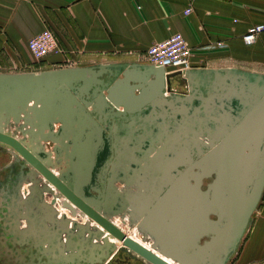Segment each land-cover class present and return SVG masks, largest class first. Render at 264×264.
<instances>
[{
  "label": "water",
  "instance_id": "1",
  "mask_svg": "<svg viewBox=\"0 0 264 264\" xmlns=\"http://www.w3.org/2000/svg\"><path fill=\"white\" fill-rule=\"evenodd\" d=\"M143 70L0 74V151L18 166L7 165L10 175L0 180V251L55 264L50 250L69 252L77 239V255L86 250L87 264H102L116 248L110 236L126 253L169 264L113 224L112 215L128 207L147 213L154 249L165 236L175 262L226 264L237 251L264 197V76ZM172 83H184L183 95L172 93ZM149 101L150 111H139ZM25 177L30 190L21 198ZM117 182L140 185L152 197L123 194ZM50 185L65 208L88 219L84 224L54 219L51 205L38 204L53 192Z\"/></svg>",
  "mask_w": 264,
  "mask_h": 264
},
{
  "label": "crops",
  "instance_id": "2",
  "mask_svg": "<svg viewBox=\"0 0 264 264\" xmlns=\"http://www.w3.org/2000/svg\"><path fill=\"white\" fill-rule=\"evenodd\" d=\"M255 25H264V0H0V74L98 66L141 73L154 67L146 50L180 34L192 52L188 70L238 69L264 76V32L252 45L242 40ZM44 30L53 33L61 53L35 61L27 42ZM153 80L150 75L146 82ZM171 86L183 91L184 83ZM150 103L139 111H150ZM76 242L65 254L61 248L48 255L55 264L68 257L64 264H87L90 256L86 250L77 255ZM3 250L0 264H28L25 256H17L20 263ZM231 260L264 264V197Z\"/></svg>",
  "mask_w": 264,
  "mask_h": 264
},
{
  "label": "built area",
  "instance_id": "3",
  "mask_svg": "<svg viewBox=\"0 0 264 264\" xmlns=\"http://www.w3.org/2000/svg\"><path fill=\"white\" fill-rule=\"evenodd\" d=\"M191 12L192 9L189 7L184 10V15L188 16ZM262 32H264V25L250 27L242 38L244 44L248 46L252 45ZM27 49L35 61H41L49 55L61 53L55 36L49 30H44L40 34L31 38L27 42ZM191 54L190 47L180 34H173L165 41L153 44L145 53L148 62L156 67L164 68L165 71L169 70L168 72L166 71L167 73H183L190 69ZM172 90L174 89L172 88ZM168 94V92H165V96ZM21 192H23V189ZM46 196L48 197V194H46ZM48 199L50 204H52L51 199L54 198L48 197ZM52 205L57 210L58 207L56 208V201Z\"/></svg>",
  "mask_w": 264,
  "mask_h": 264
},
{
  "label": "rangeland",
  "instance_id": "4",
  "mask_svg": "<svg viewBox=\"0 0 264 264\" xmlns=\"http://www.w3.org/2000/svg\"><path fill=\"white\" fill-rule=\"evenodd\" d=\"M180 89V88H179ZM181 90H184V87H181ZM0 157H2L1 163H0V171L7 165L11 164L15 159L14 157H12L11 154H9L8 152L5 151H0ZM52 172L54 174H57L56 170H52ZM115 187L117 188V190L121 191L125 186L122 182H117L115 184ZM143 188V187H142ZM53 193H49L48 197L49 198H54L51 199V203L54 204V202L56 201V204L58 206H56L57 210L53 207V211H54V216H58L61 214L60 211H62V209H64L62 203L60 204V199H62L63 202V198L62 197H58V195L56 194L57 191L56 189L52 188ZM152 193L153 191H148L147 193L142 194V199H146L147 197H149V195H151L150 197H152ZM51 195V196H50ZM149 200V199H148ZM263 200H261L262 202ZM261 204V203H260ZM259 204V206H260ZM60 206V207H59ZM258 209V208H257ZM256 209V210H257ZM252 214V219L255 215V212ZM143 212V211H142ZM146 212H143V214L139 213V210H133L132 207H128L127 209H124L122 212L118 213V214H114L111 217V220L113 222V224L119 228L128 238L134 240L136 243L140 244L141 246H143L144 248L148 249L149 251H151L152 253L156 254L158 257L162 256V247L160 250H156L154 249V246L157 245V240H154L155 237L152 235V232L150 231V229L147 228V226L145 225L147 221ZM72 216H75L74 212H71ZM82 216V214H80ZM128 215H130V217H135L136 221H134V225H132L131 223H124V224H120V219L119 217H128ZM63 216V215H62ZM85 217V216H82ZM145 220V221H144ZM93 225H95L94 223H92ZM142 236H147L148 239L143 238ZM150 236V238L148 237ZM244 237V236H243ZM243 238L240 240V243L242 242ZM110 243H114L115 246H119L120 244L117 243L116 241H111ZM148 243L150 245H148ZM152 243V244H151ZM163 245V244H162ZM151 246V248H150ZM234 255V253L230 256L228 262L226 264H235L233 260H231L232 256Z\"/></svg>",
  "mask_w": 264,
  "mask_h": 264
},
{
  "label": "flooded vegetation",
  "instance_id": "5",
  "mask_svg": "<svg viewBox=\"0 0 264 264\" xmlns=\"http://www.w3.org/2000/svg\"><path fill=\"white\" fill-rule=\"evenodd\" d=\"M172 93H174L176 95H183L182 91H180V90H175V91L173 90ZM168 95H170V94H168ZM42 148L44 151L49 152L52 148V145L49 143H42ZM13 164H15L14 168L17 171L18 166H17L15 160L13 161ZM5 174L7 176L10 175V170L9 169L4 170V171L2 170V172L0 173V180L3 179V176ZM11 177H13V176H11ZM13 179H16V178L13 177ZM12 181H13L14 185H17V181H15V180H12ZM29 181H30V179L28 177L22 178V181L18 185V190H20V192L23 189V192L20 193L21 198H26L29 195V190H30V182ZM51 190H52V188H51ZM121 193H123V194L131 193L134 198L138 199L140 196H142V194L147 193V192H145V189L142 188L140 185L139 186L134 185L130 189L124 187L121 190ZM46 194H49V193H43V195L41 194L40 199L37 198V202H38V204H40V201H41L42 204H46L48 206L51 205L53 208V205L50 204V202L48 201L49 199L46 196ZM74 214H77V212H75ZM54 219L58 220V219H61V217L54 216ZM119 219H120V221H119L120 224H124V223L129 222L132 225H134V221H136V218L135 217L131 218L130 215H128V217H119ZM22 222H24V224ZM76 223H79V222H76ZM25 224H26V222L24 220H21L20 227L24 228ZM80 224H82V223H80ZM142 237L145 239H148L147 236H145V237L142 236ZM148 237L150 238V236H148ZM148 245H150V244L148 243ZM120 246H121V244H120ZM150 248H151V246H150ZM137 256L139 257V255H137ZM139 258H141V259H139ZM139 258L131 256V254L129 252L126 253V252L122 251V247H119L116 245V248L110 253V255L108 256L107 259L103 260L102 264H151L145 258H143L141 256Z\"/></svg>",
  "mask_w": 264,
  "mask_h": 264
},
{
  "label": "bare ground",
  "instance_id": "6",
  "mask_svg": "<svg viewBox=\"0 0 264 264\" xmlns=\"http://www.w3.org/2000/svg\"><path fill=\"white\" fill-rule=\"evenodd\" d=\"M50 188H53L54 189V187H52L51 185H50ZM54 194V193H53ZM64 201V200H63ZM62 203V199H60V204ZM58 206V205H57ZM60 207V206H59ZM61 212V214L60 215H58L59 217H61L62 215H63V217H65V218H67L68 220H70V221H75V222H79V223H82V224H84L88 219L86 218V217H82L81 215H80V213L77 211V214H75V216H72L71 215V210H69L68 208H65L64 207V209H62V211H60ZM71 225V224H70ZM155 230L157 231V233L160 235V229L157 227H155ZM161 239H162V244H163V246H162V256H160V258H162L164 261H166V262H168L169 264H180V263H178V262H175L172 258H173V256H174V254L172 253V252H170V251H168L167 249H165V247H164V245L166 244V243H164V240L166 239V237L165 236H163V235H161ZM111 241H116V239L115 238H111L110 236H109V242H111ZM117 243H119V244H121L120 242H118L117 241ZM130 254H131V256H134V257H137V258H139L138 256H137V254L136 253H134V252H132V251H128ZM139 259H141V258H139Z\"/></svg>",
  "mask_w": 264,
  "mask_h": 264
}]
</instances>
